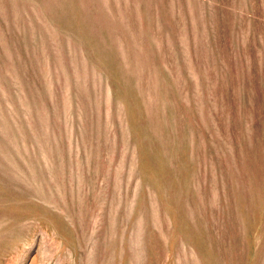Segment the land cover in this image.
I'll return each instance as SVG.
<instances>
[{
    "label": "rangeland",
    "instance_id": "obj_1",
    "mask_svg": "<svg viewBox=\"0 0 264 264\" xmlns=\"http://www.w3.org/2000/svg\"><path fill=\"white\" fill-rule=\"evenodd\" d=\"M0 264H264V0H0Z\"/></svg>",
    "mask_w": 264,
    "mask_h": 264
}]
</instances>
